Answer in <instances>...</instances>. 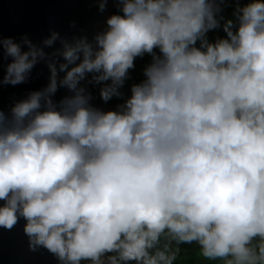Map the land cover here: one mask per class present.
<instances>
[{
    "label": "clouds",
    "instance_id": "obj_1",
    "mask_svg": "<svg viewBox=\"0 0 264 264\" xmlns=\"http://www.w3.org/2000/svg\"><path fill=\"white\" fill-rule=\"evenodd\" d=\"M97 2L103 11L109 0ZM115 2L122 15L94 44L62 41L51 58L0 35V66L11 58L0 87L24 83L38 60L51 73L10 118L0 110V228L23 218L30 250L61 264L109 253L108 264H173L162 237L196 242L208 260L264 264V0L239 8L215 42L217 0ZM145 54L130 98L116 111L91 106L86 74L110 81L107 102ZM58 87L71 93L59 103Z\"/></svg>",
    "mask_w": 264,
    "mask_h": 264
},
{
    "label": "water",
    "instance_id": "obj_2",
    "mask_svg": "<svg viewBox=\"0 0 264 264\" xmlns=\"http://www.w3.org/2000/svg\"><path fill=\"white\" fill-rule=\"evenodd\" d=\"M118 4L115 0H109L101 11L97 0H0V35L21 44L24 51L28 50L27 45L23 44L26 38L51 58V54L62 51V41L74 43L86 38L89 43L94 44L95 37L107 30V20L116 11ZM53 33L58 35V39L52 46H46L44 41L51 38ZM55 59L58 63H64L60 56ZM10 62V57L4 58L0 66V77L6 72ZM48 62L38 60L24 83L0 87V110L6 116L10 118L15 104L26 100L32 92L47 88L51 75ZM64 75L65 73H59L61 79ZM92 75L86 74L79 87L85 89V94L90 93L91 102H96L95 100H101L102 84L95 83ZM69 95L71 93L66 87H58L52 99L59 103ZM94 108L105 111L101 103ZM3 203L0 201V205ZM25 223L21 218L11 230L0 228V264H61L55 255L43 247L30 250L29 238L24 233ZM102 260L103 264H108L106 255ZM80 264L92 262L82 260Z\"/></svg>",
    "mask_w": 264,
    "mask_h": 264
},
{
    "label": "trees",
    "instance_id": "obj_3",
    "mask_svg": "<svg viewBox=\"0 0 264 264\" xmlns=\"http://www.w3.org/2000/svg\"><path fill=\"white\" fill-rule=\"evenodd\" d=\"M217 2H218V7L220 8L219 13L217 14V19L219 21L220 26L207 33V39L209 42H215L218 38H227L226 33L224 31L225 24L228 21H232L233 24L236 25L238 23L237 10L241 7H244L247 3L250 2V0H223L222 3H220L219 0H217ZM120 8L121 5L118 4V8L116 9V11H114L113 15L115 14L122 15ZM197 47H199V42L197 43ZM155 52L157 55H160L158 49H156ZM151 63H152V56L148 54H145L143 57L136 58L135 68L129 70L128 79L125 81L123 87L119 89L122 95L120 97L113 96L107 102L103 101L102 99L95 100L96 102L89 101L91 106L96 107L98 103H101V105H103L105 109L104 112L116 111L118 107L122 105L127 98H130L131 86L133 84H139L145 79L143 75L144 69ZM106 83H110V81L102 82L101 89L105 86ZM87 90H89L88 87ZM171 242L172 241H169L166 238L162 237L158 247L163 248L165 244H168L170 254L172 253L175 254V260L173 261V264H224L222 260H208L205 257H203L200 246L196 242L190 244L189 243L177 244L175 242V245L173 247L171 245ZM111 255H115V253L106 254L107 257ZM129 264H135V262L134 261L129 262Z\"/></svg>",
    "mask_w": 264,
    "mask_h": 264
},
{
    "label": "rangeland",
    "instance_id": "obj_4",
    "mask_svg": "<svg viewBox=\"0 0 264 264\" xmlns=\"http://www.w3.org/2000/svg\"><path fill=\"white\" fill-rule=\"evenodd\" d=\"M171 245H172V247H173V246L175 245V242H174V241H172V242H171Z\"/></svg>",
    "mask_w": 264,
    "mask_h": 264
}]
</instances>
